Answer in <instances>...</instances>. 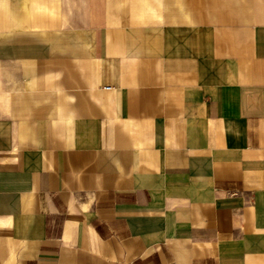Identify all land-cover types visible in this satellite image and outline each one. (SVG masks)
<instances>
[{
    "label": "crops",
    "instance_id": "0c3cea01",
    "mask_svg": "<svg viewBox=\"0 0 264 264\" xmlns=\"http://www.w3.org/2000/svg\"><path fill=\"white\" fill-rule=\"evenodd\" d=\"M0 264H264V0H0Z\"/></svg>",
    "mask_w": 264,
    "mask_h": 264
}]
</instances>
